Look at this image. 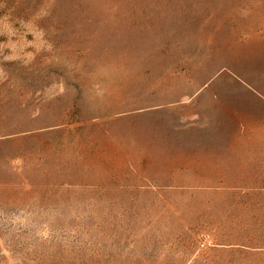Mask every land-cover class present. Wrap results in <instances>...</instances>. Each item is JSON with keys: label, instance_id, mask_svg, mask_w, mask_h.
I'll use <instances>...</instances> for the list:
<instances>
[{"label": "rangeland", "instance_id": "obj_1", "mask_svg": "<svg viewBox=\"0 0 264 264\" xmlns=\"http://www.w3.org/2000/svg\"><path fill=\"white\" fill-rule=\"evenodd\" d=\"M250 1L0 0V264H264V189L183 186L213 173L135 136Z\"/></svg>", "mask_w": 264, "mask_h": 264}, {"label": "crops", "instance_id": "obj_2", "mask_svg": "<svg viewBox=\"0 0 264 264\" xmlns=\"http://www.w3.org/2000/svg\"><path fill=\"white\" fill-rule=\"evenodd\" d=\"M235 20L220 29L213 57L204 47L190 53L197 81L153 86L161 92L149 95L174 111L171 119L152 113L135 125L156 168L213 173L183 186L264 189V0L248 2Z\"/></svg>", "mask_w": 264, "mask_h": 264}, {"label": "built area", "instance_id": "obj_3", "mask_svg": "<svg viewBox=\"0 0 264 264\" xmlns=\"http://www.w3.org/2000/svg\"><path fill=\"white\" fill-rule=\"evenodd\" d=\"M204 240H207V241H208V236H205V237H204Z\"/></svg>", "mask_w": 264, "mask_h": 264}]
</instances>
